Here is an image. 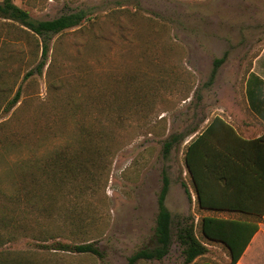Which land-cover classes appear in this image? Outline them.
Returning <instances> with one entry per match:
<instances>
[{"label":"rangeland","instance_id":"obj_1","mask_svg":"<svg viewBox=\"0 0 264 264\" xmlns=\"http://www.w3.org/2000/svg\"><path fill=\"white\" fill-rule=\"evenodd\" d=\"M12 1L37 20L79 10L89 16L51 37L42 73L24 79L20 103L0 115V189L16 192L5 179L6 165L55 153L76 157L80 128L95 133L83 144L91 141L98 149L82 152L78 157L87 160L86 168L69 171L57 188L42 183L39 197L22 201L23 213L17 202L0 197V216L3 205L15 209L14 224L0 228V264H126L152 246L163 168L170 179L165 204L173 236L182 219L196 224L205 213L194 202L184 164L186 144L195 135L166 159L161 143L170 134L201 129L217 113L222 88L243 79L264 47V0ZM0 31L11 42L7 51L22 78L40 61L41 41L24 33L17 37L13 27ZM224 54L206 85L214 59ZM181 182L193 193L191 200ZM196 234L201 240L198 225ZM56 242H92L100 256L51 249ZM216 247L215 257L224 261ZM182 262L173 237L163 260L138 264Z\"/></svg>","mask_w":264,"mask_h":264},{"label":"trees","instance_id":"obj_2","mask_svg":"<svg viewBox=\"0 0 264 264\" xmlns=\"http://www.w3.org/2000/svg\"><path fill=\"white\" fill-rule=\"evenodd\" d=\"M88 16L86 11L79 10L50 20H37L12 0L0 1V29L13 27L17 31V37L24 33L38 37L41 41L40 61L33 70L19 78V70L17 72L13 68V55L7 51L11 42L6 41L0 31V115L3 118L14 108L16 109V105L20 103L21 82L32 74L40 75L42 73L51 37L79 27L82 22L87 20ZM3 41L4 46H2ZM225 59L226 54L214 59L210 79L206 85L213 82L218 68ZM88 135H95V133L88 128H80L79 139L82 146L79 148L81 153L75 154L76 157L66 158L62 153H55L49 158L16 161L12 166L4 164L6 165L4 167L5 179L9 184L11 183V186H15L16 192L8 194L0 189V197L5 201L17 202L16 209L18 208L17 210L23 213L27 206H22L25 205L22 201L39 197V194L35 192L38 189L41 191L42 183L50 181L57 188V183L62 182L64 177L68 176L69 171H83L87 166V160H82L78 156H81L80 154L87 149H98L91 141L87 143L89 147L83 144L84 138ZM100 135L102 136V133ZM192 135L195 136L187 142L185 147L184 164L195 194L198 210L215 214H237L239 218L224 219L207 216L199 218L195 224L194 219L187 217L181 222H177L173 236L172 215L165 204L170 179L167 170L163 168L160 175L161 185L156 198L157 213L152 234V246L136 251L127 258L126 264L163 260L170 252L173 237L180 247L182 264H196V259L209 252L206 245L221 246L227 252L228 264H236L257 231L258 223L264 222V170L260 169L264 160L256 158L252 161L249 156L250 151L259 150L255 147L262 140L243 141L231 126L220 118L213 117L204 129L194 127L188 132L173 133L167 136L161 143L162 158L166 159L173 149ZM103 139L99 137L98 140L102 142ZM0 162L3 164L2 162L5 161L1 159ZM251 165H256L258 171L254 170ZM181 186L187 197L190 198L187 185L181 182ZM21 206L23 210H21ZM2 207L5 212L2 211L0 216L1 229L11 226V223L15 222L13 217L15 209L7 210L6 205ZM20 217L24 218V216ZM197 225L201 240L196 234ZM51 247L53 250L100 256L98 248L92 242L84 244L56 242Z\"/></svg>","mask_w":264,"mask_h":264},{"label":"crops","instance_id":"obj_3","mask_svg":"<svg viewBox=\"0 0 264 264\" xmlns=\"http://www.w3.org/2000/svg\"><path fill=\"white\" fill-rule=\"evenodd\" d=\"M237 84H239L237 86ZM218 103L215 116L220 118L224 123L231 126L239 138L243 141L262 142L250 151V158L253 161L256 158L264 160V47L252 59L249 68L243 79L236 83V87L229 86L222 88L218 93ZM214 116V117H215ZM213 118H205L202 121L204 129ZM252 166V165H251ZM250 166V167H251ZM258 171L256 165L252 166ZM260 169L264 170V163L260 165ZM194 193V192H193ZM190 194V200L193 197ZM195 199V194H194ZM196 202V199L195 201ZM202 217L217 216L220 218L237 219V214L211 213L204 212ZM264 220V215H263ZM206 245V244H205ZM209 252L204 254L202 262L210 264H228V255L225 249L218 246V253L224 257V261L217 259L214 255V246L206 245ZM198 259L195 260V262ZM236 264H264V222L258 223V229L249 241L247 247L243 251Z\"/></svg>","mask_w":264,"mask_h":264}]
</instances>
